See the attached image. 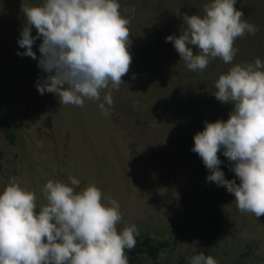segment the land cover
Masks as SVG:
<instances>
[{
	"label": "rangeland",
	"instance_id": "1",
	"mask_svg": "<svg viewBox=\"0 0 264 264\" xmlns=\"http://www.w3.org/2000/svg\"><path fill=\"white\" fill-rule=\"evenodd\" d=\"M42 2L0 0V194L16 178L36 192L39 210L46 203L42 189L49 180L70 184L69 177H75L80 181L77 191L95 184L105 203H119L121 221L128 218L141 233L137 246H145L149 238L174 240L182 229L174 222L182 214L189 215V227L201 226L194 233L180 232L172 261L137 264H188L206 247H217L214 236L223 244L224 264L249 253L251 261L264 260V216L241 213L232 194L207 182L209 171L191 151L205 121L214 122L224 110L227 115L219 120L229 119L233 106L214 96L219 76L236 64L257 58L264 63V0H237L236 8L258 31L235 41L238 51L231 64L210 59L203 72L188 70L165 40L186 27L183 14L203 17L210 0H119L122 14L131 20L132 64L119 90H112L113 104H105L108 114L99 108L107 90L98 101L85 99L82 107L62 105L55 94L37 91V80L44 75L38 59L17 52L25 51L18 45L25 21L22 6ZM41 42L33 46L37 58ZM218 156L225 178L236 179L223 149Z\"/></svg>",
	"mask_w": 264,
	"mask_h": 264
},
{
	"label": "clouds",
	"instance_id": "2",
	"mask_svg": "<svg viewBox=\"0 0 264 264\" xmlns=\"http://www.w3.org/2000/svg\"><path fill=\"white\" fill-rule=\"evenodd\" d=\"M236 4L210 0L203 17L183 14L186 27L179 36L166 37L188 70L203 72L215 58L231 64L238 51L235 41L256 34L258 28ZM22 11L18 45L25 51L17 55L38 59L44 75L37 80V91L55 94L62 105L82 107L85 99L98 101L107 90L99 108L108 114L105 104H113L112 90H119L132 64L131 20L122 14L119 0H43L39 6H22ZM37 40L42 41L39 58L33 51ZM215 89L219 102L233 106L229 119L205 121L191 151L209 171L207 182L232 194L241 213L259 218L264 216V63L257 58L234 65L219 76ZM221 149L236 179L225 178ZM69 181L49 180L42 189L46 203L37 210L36 192L12 178L0 194V264H129L125 250L136 246L138 227L118 230L119 203H105L95 184L77 191L80 181ZM188 264L218 261L200 251Z\"/></svg>",
	"mask_w": 264,
	"mask_h": 264
},
{
	"label": "trees",
	"instance_id": "3",
	"mask_svg": "<svg viewBox=\"0 0 264 264\" xmlns=\"http://www.w3.org/2000/svg\"><path fill=\"white\" fill-rule=\"evenodd\" d=\"M210 111H213L212 108ZM215 111L212 112V115H214ZM207 114H210L209 112ZM217 114L219 116L216 117V120H214V122L218 121L220 119V116H224L227 115V112L224 110L221 112V115L219 112H217ZM207 116V115H206ZM204 116L201 118V120H206L207 117ZM213 118V117H212ZM222 120V119H221ZM190 123L186 122V126H190ZM186 130V128H185ZM209 217V216H208ZM190 219L188 214H182L177 216V218L175 219V226L177 228H181L175 232L176 235H173L174 240H169V242L165 243V242H158L157 240H152L151 238L145 240L146 241V245H140L136 246L131 249V250H125V254L128 257V261L131 264L132 262H136L139 261L140 258H142V261H147L151 263V258L155 257V260L164 258L165 260H173L174 258V254L177 251V240H179L178 238L180 236H178L180 234V232L182 230H188L190 229L192 233H194L195 231H199L200 229V225H197L196 228H191L189 227L187 224H185L186 221H188ZM200 221H197V223H199ZM130 221L128 220V218L126 219V222L121 221V223L118 225V230H121L125 225H130ZM121 227V228H119ZM140 233V232H139ZM141 234V233H140ZM139 234V236H140ZM200 236V234H199ZM210 236V235H208ZM214 239V243L217 244V247H214L213 249H211L209 246L205 248V252H208L207 255H211L213 256L219 264H224V262L226 261V257H224L225 255H223V244H220L221 242L218 241L217 236L212 237ZM151 239V240H150ZM176 241V242H175ZM212 250V251H210ZM221 253V254H220ZM149 254H151L152 256L149 258ZM250 254V253H249ZM249 254H245V255H241V261L239 260V256L237 257V259H233L234 263L233 264H264V260L256 259L255 261H251L250 260V255ZM243 261V262H242Z\"/></svg>",
	"mask_w": 264,
	"mask_h": 264
},
{
	"label": "flooded vegetation",
	"instance_id": "4",
	"mask_svg": "<svg viewBox=\"0 0 264 264\" xmlns=\"http://www.w3.org/2000/svg\"><path fill=\"white\" fill-rule=\"evenodd\" d=\"M141 260H142V258H140L139 261H136V262H140ZM151 260L157 263V260H155V257H152ZM129 264H130V263H129ZM131 264H137V263H135V261H134V262H132ZM218 264H219V263H218Z\"/></svg>",
	"mask_w": 264,
	"mask_h": 264
}]
</instances>
